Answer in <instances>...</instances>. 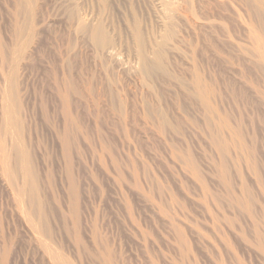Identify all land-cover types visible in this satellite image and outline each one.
Listing matches in <instances>:
<instances>
[{"label": "rangeland", "instance_id": "1", "mask_svg": "<svg viewBox=\"0 0 264 264\" xmlns=\"http://www.w3.org/2000/svg\"><path fill=\"white\" fill-rule=\"evenodd\" d=\"M0 264H264V0H0Z\"/></svg>", "mask_w": 264, "mask_h": 264}, {"label": "bare ground", "instance_id": "2", "mask_svg": "<svg viewBox=\"0 0 264 264\" xmlns=\"http://www.w3.org/2000/svg\"><path fill=\"white\" fill-rule=\"evenodd\" d=\"M101 44H103V42H102ZM199 93H200V96H201V97H203V98L206 97V99H207L208 95L206 96V91H205V90H202V89H201V91H200Z\"/></svg>", "mask_w": 264, "mask_h": 264}]
</instances>
